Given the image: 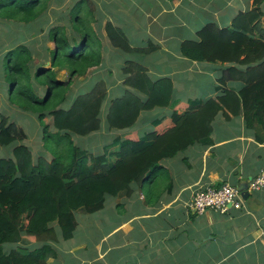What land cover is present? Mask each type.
<instances>
[{"label":"trees","instance_id":"obj_1","mask_svg":"<svg viewBox=\"0 0 264 264\" xmlns=\"http://www.w3.org/2000/svg\"><path fill=\"white\" fill-rule=\"evenodd\" d=\"M65 1L56 0L58 4ZM49 2L0 0V30L6 36L11 23L20 25L12 45L0 51L6 61L4 81L7 75L11 77L10 88L3 89L20 108L38 113L40 122L51 117L55 132L47 135L48 124H44V146L52 148L49 138L54 136L67 141L61 153L50 150L52 156L39 154L33 159L29 146L22 143L27 136L24 129L0 112V146L19 142L9 156L0 157V264H45L54 254L53 243L73 237L77 210L97 212L107 197L129 195L132 183L142 187L150 178L165 175L162 159L196 142H211L212 122L219 112L225 117L242 114L247 127L264 123V0H252V8L238 12L228 26L209 21L195 31L196 38H185L179 44L183 57L221 65L217 78L221 89L215 97L191 100L179 113L172 101V79H152L144 65L126 57L120 65L126 89L108 101L104 112L108 132L129 130L142 111L170 106H174L173 125L161 128V117H157L151 123L154 129L125 139L116 136L102 153L74 145L72 135L87 136L102 129L100 113L108 83L95 75L87 91L71 97L73 80L103 65L105 56L112 57L117 51L142 55L159 46L151 41L131 46L123 28L110 20L103 23L107 41L103 43L93 28L92 22L96 24L99 17L93 16L89 0H68L56 17L61 24L50 25L45 35L37 36L49 25L40 17ZM37 56L45 61H38ZM61 70L66 71V79L58 78ZM229 81L237 87H229ZM40 87L44 88L42 95Z\"/></svg>","mask_w":264,"mask_h":264},{"label":"crops","instance_id":"obj_2","mask_svg":"<svg viewBox=\"0 0 264 264\" xmlns=\"http://www.w3.org/2000/svg\"><path fill=\"white\" fill-rule=\"evenodd\" d=\"M108 2L110 8L121 14H104L101 23L110 20L123 28L133 47L144 46L148 41L159 46L152 53H131L128 57L144 65L152 79L162 76L172 79V101L179 113L191 100L215 97L221 89L217 82L221 65L183 57L180 42L196 38L195 31L209 21L219 27L228 26L238 12L252 8V0ZM261 11L264 13V3ZM125 27L142 28L140 31L144 32L135 42V38L129 39ZM1 34L5 39L6 33ZM102 41L107 42L105 36ZM105 73L109 75L108 71ZM108 77L106 99L109 101L120 96L126 86L121 73ZM227 85L237 87L233 81ZM173 108L142 111L131 129L116 130L111 141L116 136L125 139L134 136L131 132L139 136L154 129L151 123L157 117H161L159 127L172 126ZM103 120L104 114L102 128ZM210 136L209 144L196 142L173 157L162 159L165 175L150 178L142 187L132 183L129 195L123 192L107 197L104 207L97 212L107 213L109 208V212L118 215L119 207L125 211L101 233L92 249L88 251L84 241L63 246L59 240L53 243L54 254L47 257L45 264H259L264 261V187L255 191L246 188L242 207L230 208L224 214L216 210L200 214L190 207L198 187L222 183L246 187L250 179L264 170V123L247 127L242 114L225 117L219 112L212 122ZM79 210L83 212L80 215L88 214ZM97 223L95 218V227ZM78 228L77 223L71 239Z\"/></svg>","mask_w":264,"mask_h":264},{"label":"rangeland","instance_id":"obj_3","mask_svg":"<svg viewBox=\"0 0 264 264\" xmlns=\"http://www.w3.org/2000/svg\"><path fill=\"white\" fill-rule=\"evenodd\" d=\"M51 1L52 2H49V5H48L49 8H47L40 15L42 19L47 20L49 22L48 23L49 25L43 26V29L37 34V36H40L43 34L45 35L50 29V25L52 26V25L61 24L60 19L56 17H58L60 13H62L60 11L64 10V7H66L68 0L60 4H58L59 2H56V0H51ZM89 1L92 2L94 6L93 16L95 14V16L99 17V20L96 24L92 22L93 28H95L98 35L103 38L105 36V32H104V28L102 27L103 23H101L103 21V19H101L102 16L108 13H110L111 15L114 13L121 14V12H118L117 9L110 8L109 6H111L110 5L111 2H108L109 0H89ZM87 7H88V4H86L85 8L87 9ZM99 23H101L100 28L97 27V24ZM2 25L3 23L0 22V27ZM10 26H11L10 27L11 32L7 33V35L5 36V39L3 38L4 34H1L3 30H0V40L3 39L4 41V44L3 43L0 44V51H2L4 47L9 48V46L12 45V41L14 39L13 38L14 33L19 32V28H20L19 23H11ZM125 28L128 31L127 34H128L129 39L135 38V42H137L139 35L144 32L143 30L140 31V29L142 28H136V29L132 27H125ZM30 31L31 29L27 28V32H30ZM22 32H23V29L21 28V33ZM33 38L34 36H32V39ZM19 42H22V41H19ZM49 45H51L52 47L53 43L50 42ZM43 56H40V57L37 56L36 59L38 61L44 62L45 59ZM125 56L126 55L120 51H117L112 57L105 56V59L107 58V64L100 65L95 68H90L88 69L87 73L84 76L76 77L69 87V90L72 92L70 96L71 95L73 96L77 91L78 92L87 91L91 87V85L94 83V80H92V77L95 75H99L100 73H105L106 71H108L109 68L111 69V72L110 73L108 72L109 74L108 76L110 75L114 77L118 76L120 74V65H122L124 60L126 59ZM132 56L134 57L133 54ZM5 62H6L5 59L3 60L2 56L0 55V90L1 89L3 90V92H0V112L7 115L10 121L15 122L18 126H21L24 129L27 136H26V139L22 143L29 146V148L32 151L33 159H36L39 154H44L46 157H50L52 156L51 151H58V153H61L59 152L60 147H63V145H65L66 147V144H67V141H65V139H62L59 141L56 136L49 138L51 142L50 146L52 148H55L56 150L44 146V143H45L44 141L45 130L43 127L44 124H48V128L46 129L47 135H48V132L49 133L55 132V129L51 126V117L47 116L46 119L43 121L44 123H42L38 119V113L29 111V110H23L13 101L9 100V95L7 94L8 92L6 93L5 90L3 89L4 86H9L10 88V84H11L10 75H7L6 77L7 82L4 81L3 66ZM57 75H58V78L60 79L67 78V73L64 70H61L59 73H57ZM108 76L106 73L102 75V77L105 78L106 83H108L110 79ZM40 88H41L40 93L42 95L44 92V88L43 87H40ZM69 90L67 92H69ZM103 102H104V106H102L101 113H100L101 119L105 112V108H106V104L108 103V100L104 99ZM103 125L104 127L102 128L101 131L95 132L94 134H91V135H87V136L72 135L71 141L73 142L74 145L81 147L83 149H86L89 152L102 153L104 146L111 141V139L115 136L114 132H116L115 130L108 132V130L106 129V124H103ZM131 133L135 135L136 132H131ZM18 143L19 142H14L8 146H0V157L9 156L11 154L12 147ZM54 144H59L60 145L59 148H57L58 146ZM63 153H65V151ZM141 190L145 192V189L141 188ZM118 210H119L118 215H115L114 213H112V211L109 212L110 211L109 208L107 209V213L100 211V212H96L95 214L91 213L87 215H80V214H83V212L80 210H77L75 212V216H76L77 223L79 224V228L76 229L74 239L61 240V243L63 244V246H67V245H71V243H77L80 241H84L89 251L90 249H92L94 243L99 238L101 233L104 230H106V228L110 224L114 222V219H116V217L118 218V216H120V214H122V212L125 211V209L121 207H119ZM99 215L102 216L100 217L101 218L100 220L98 218ZM95 218L98 220L96 227L94 226Z\"/></svg>","mask_w":264,"mask_h":264},{"label":"built area","instance_id":"obj_4","mask_svg":"<svg viewBox=\"0 0 264 264\" xmlns=\"http://www.w3.org/2000/svg\"><path fill=\"white\" fill-rule=\"evenodd\" d=\"M264 187V170L250 179L247 189L259 190ZM243 204L242 190L235 185L222 183L220 185L207 184L194 190L190 207L198 213L216 210L227 213L230 208L240 209ZM259 264H264V261Z\"/></svg>","mask_w":264,"mask_h":264},{"label":"water","instance_id":"obj_5","mask_svg":"<svg viewBox=\"0 0 264 264\" xmlns=\"http://www.w3.org/2000/svg\"><path fill=\"white\" fill-rule=\"evenodd\" d=\"M246 186V185H245ZM241 190H242V196L244 195V193H245V190H246V188H247V186L246 187H239Z\"/></svg>","mask_w":264,"mask_h":264}]
</instances>
